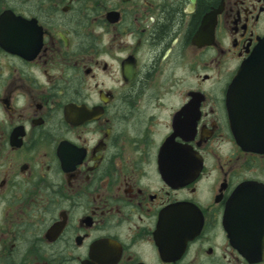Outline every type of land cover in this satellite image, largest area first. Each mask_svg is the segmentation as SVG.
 <instances>
[{"label":"flooded vegetation","instance_id":"1","mask_svg":"<svg viewBox=\"0 0 264 264\" xmlns=\"http://www.w3.org/2000/svg\"><path fill=\"white\" fill-rule=\"evenodd\" d=\"M262 39L264 0H0V264H264L224 220Z\"/></svg>","mask_w":264,"mask_h":264},{"label":"water","instance_id":"2","mask_svg":"<svg viewBox=\"0 0 264 264\" xmlns=\"http://www.w3.org/2000/svg\"><path fill=\"white\" fill-rule=\"evenodd\" d=\"M254 54L250 66H255L261 60L264 67V39L260 40ZM256 60L258 61L256 62ZM257 101L258 97L252 98V104L248 107V110L252 111L253 106L257 105ZM242 117L244 126L242 128L243 141L241 142L244 149L252 151L264 149V142L263 144H257L255 138L252 137V135L262 137L264 133V115L249 112L243 113ZM254 189V185L251 184H245L239 188L227 204L224 218L232 245H238L244 251H250L247 247L249 248L252 244L264 246V210H258L257 212L255 209ZM256 239L258 242H255Z\"/></svg>","mask_w":264,"mask_h":264}]
</instances>
